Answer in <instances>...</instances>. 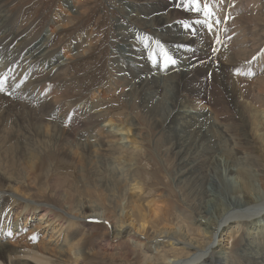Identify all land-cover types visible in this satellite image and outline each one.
<instances>
[{
    "label": "bare ground",
    "instance_id": "1",
    "mask_svg": "<svg viewBox=\"0 0 264 264\" xmlns=\"http://www.w3.org/2000/svg\"><path fill=\"white\" fill-rule=\"evenodd\" d=\"M211 1L215 20L221 21L220 13L225 12L230 21L247 18L248 23L264 26V0H233L228 5L227 0ZM3 2L0 0V103L6 107L0 109V118L14 120L11 127L17 128V143L6 154L17 159L24 179L19 180L17 172H6L0 160V264H89L84 252L87 239L77 231L100 218L109 225L100 245L103 253L124 246L125 238L131 239L141 250L135 258L142 264H159L164 258L155 253L164 243L171 250L167 255H173L166 264H264V27H254L248 34L251 39L240 36L241 30L234 31V27L222 38L226 46L214 45L217 37L222 40L218 34H207L199 26H194L199 28L195 34L184 29L176 21L184 13L168 10V0L154 6L151 0H137L141 3L133 20L151 29L154 39L177 60L176 65L152 66L142 53L143 46L137 49L131 43L132 35L121 34L123 52L117 53L121 66L116 62L118 71L109 72L92 93L94 98L82 101L75 94L68 63L47 47L50 36L23 38L16 20L2 9ZM185 18L191 22L196 16ZM255 30L257 34H253ZM190 46L196 49L183 57L181 49ZM210 46L218 51L212 54ZM68 48L70 54L77 50ZM153 50L157 51V45ZM242 57L255 62L247 67L251 73L248 81L242 79L246 72L238 65ZM237 70L244 74H236ZM118 95L123 101L120 111L113 113L107 103ZM127 111L134 117L124 115ZM133 119L136 125L149 119L162 133L163 146L176 166L174 183L185 192L181 193L193 222L180 216L182 224L176 228L165 224L155 235H147L150 220L162 209L156 206L148 218L138 197L126 194L128 186L131 191L140 189L137 182L135 186L130 183L139 172L134 170L141 160L137 144L146 138ZM3 125L4 120L0 131ZM48 146L55 147L60 156L63 168L58 170L66 168L69 175L78 167L91 170L93 182L101 185L85 183L75 189L71 182L67 189L56 188L53 182L64 170L57 172L52 167L45 170L43 179L40 158ZM103 164L111 180L102 177ZM31 188H38L42 197L55 196L59 207L34 205L21 198L30 196ZM36 214L45 226L34 223L26 228ZM9 231L27 233L16 252L6 241ZM239 234L240 247L232 256L228 245Z\"/></svg>",
    "mask_w": 264,
    "mask_h": 264
},
{
    "label": "rangeland",
    "instance_id": "2",
    "mask_svg": "<svg viewBox=\"0 0 264 264\" xmlns=\"http://www.w3.org/2000/svg\"><path fill=\"white\" fill-rule=\"evenodd\" d=\"M162 1H165L164 4L167 2V0H151L152 6L159 4V2L161 3ZM232 1L233 0H227L225 4H232ZM168 2L171 3L166 5L169 6L168 10L172 11L173 9H176L179 12L184 13L183 19L176 18L178 23L185 21L190 22V20L186 19L185 17L192 14L194 17L196 16V18H198L194 13L185 12L183 8L175 7V5L178 4V2L180 3L181 0H168ZM140 3L141 2H137V0H4L2 9L8 16H11L16 20L18 32H24L22 36L23 38L31 40L47 34L50 36L51 40H49L47 44L48 49L54 55H56V57L62 58L68 63L73 74L72 76L75 78V94H78L79 99L83 101L94 98V95H92L94 90L99 87V85H102V83L109 77L111 71L116 73L118 71L116 67L118 65L121 66L122 63L120 55L117 54L119 50L123 52L120 46L122 43L120 42L119 38L121 34H125V36L132 35L133 37H130L131 43L133 42V45L135 44L134 46L137 49H142L143 46L144 52L142 51V53L146 54L147 59L149 53L152 52L154 47L157 45V40H155L156 37L152 35L151 29L140 26L138 22L133 20V17L136 14V8H138ZM241 4H244L243 1ZM252 4L250 3V8H252ZM58 8H62L61 11H58ZM219 18L222 20L220 21V24L217 28H215L212 32H208L206 29L205 30L207 34H218L221 39L230 32H233L232 28L234 27H236L234 28V31L238 30V28L241 30L240 36L244 35L247 37L248 34L251 33V30L253 31L254 27L258 29L260 26H263V24L259 22L248 23L247 18H245L246 21L243 19L244 23H242L243 20L242 22H233L236 20L235 17L231 19V21L234 23L233 24L229 18H227V14L225 12H221ZM228 20L230 21L229 23L231 25L229 24V27L226 30L225 24ZM49 25H52V27H49ZM253 34H257V31L255 30ZM235 35H237V32H235ZM248 38H250V36H248ZM145 44H147V47L151 45V50L150 47H145ZM214 45H216V42H214ZM221 45L226 46L224 39L221 40ZM221 45V51L223 49L226 51V47L222 48ZM69 46L72 49L76 47L77 50H74L72 54H70V50L68 48ZM194 47L190 46L189 48H182L181 50H183V57L187 54L189 55L191 51L195 50L196 48ZM158 51L159 50L157 48V53ZM158 59H160L159 56H157V66H160L162 65V62H160ZM242 59H239L238 65L243 68L244 72H246L242 79L248 81L250 78L247 73V67L249 64L255 62H253L254 59H250L248 62L246 61L247 58L242 57ZM149 63L154 66L151 60H149ZM122 99L123 98L120 95L114 96L112 99H110V103H107L110 105L107 106V108L109 107L111 110H108L112 112L115 111L113 113H118L120 111L119 102L123 101ZM5 107L6 106L4 103H0V109H4ZM13 113L15 112L13 111ZM130 114L131 116H129ZM124 115H128L132 118L134 117L132 111L124 112ZM3 120L5 125H3L4 130L0 131V160L6 165V172H17L18 179L23 180L24 169L18 164L16 158L6 154V150L17 143V128L12 129L11 127V122L14 121L13 118L5 116L3 119L0 118V125L2 124ZM133 121L134 122L132 123L136 125L135 119H133ZM138 122L139 123L136 125V128L139 132L144 133L146 138L143 141L139 140L140 142L137 144L140 149L137 154L141 156V160L138 161V164L136 165L137 168L134 166V170L139 172L137 174L135 173V180H133V178L130 184L135 186V183L137 182L139 185H136V187L139 186L140 189L131 191V187L128 186V193L126 192V194L129 197L133 196L132 198H135V196L138 197L137 200L144 212L148 215V218H150V211L153 208L156 209V206L162 209L155 219L150 220L149 226L146 228L147 235L153 236L155 231L157 233L158 231L165 228V224H168L166 225V228H176L178 224H182L179 220H181V218L184 216H188L186 208L187 200L186 196H184L185 192L182 191L181 188L179 189L174 183V176L172 173L176 170V166L172 161L170 153L163 146L162 133H160V131L155 126H153L149 119H144L143 122ZM10 132H14V135H9ZM130 135L131 134L128 135V140L132 139ZM130 144L129 146H131ZM56 154L57 152L55 147L53 148L49 146L43 151V153H41L40 165L42 170H40L39 174L44 179L45 170L50 167L55 168L57 172L64 170L62 171L64 174H62L61 177L56 178L53 182V185L56 188H62L64 186V189H67V185H69L71 182L76 185L74 187L75 189L81 188L85 183L93 186L101 185V183L97 184L96 182H93L95 181V178L91 170L85 172L82 167H78L75 169L73 175H69L65 167V169H61L63 166L59 160L60 156ZM53 165H55V167ZM102 166L104 168V174L102 177L105 178V175H107L105 179H110L109 176H111V174L109 169L105 167V164ZM58 167H61V170H58ZM66 176H69L70 179H65ZM181 192H183L184 195ZM29 195L30 196H21V198L30 200L34 205L50 203L51 205L59 207V201L55 198V196H52L51 199L46 196L42 197L40 195V191H38V188H31ZM124 202L126 203L125 200L122 201V206H124ZM180 210H182V212ZM39 217L40 215L36 214L30 224L26 223V228L32 227V225L35 226L36 223L42 225L44 221L40 220ZM189 220L190 222H193V219L190 217ZM87 223L89 224L87 228H79L77 232L79 233V236L87 239L84 252L90 258L89 264H142V262L135 258L136 253H140L139 255L142 254L141 250L138 251L139 247H136V244H134L131 239L125 238L124 246L119 247L116 250L106 249V251L103 253L104 250L100 245L101 241L103 240L102 237L106 233L107 227H109V225L103 223L101 218ZM44 226L45 225H42L41 227ZM9 232L12 233L11 231ZM14 234L15 236H12ZM12 235L8 236L12 238V240L7 238L6 241L8 240L7 242H10L9 244L13 245L10 248L16 252L19 246L24 245L25 240L23 238H25L24 236H26L27 233L24 232L22 234L19 233V231H15L12 233ZM45 236V240L47 241L50 235L48 234ZM241 238L242 235L232 239L229 242L230 244L228 246L232 256H234V253L240 247L239 242H241ZM166 244L167 243L161 245L157 251L158 253H155L159 258L163 257L165 259L160 260L158 262L159 264H166L168 260L173 259V255L169 254L170 257L167 255V253H169L167 251L170 249H168V245ZM176 248H178L179 251ZM176 248L175 251H181L179 245L176 246Z\"/></svg>",
    "mask_w": 264,
    "mask_h": 264
},
{
    "label": "snow or ice",
    "instance_id": "3",
    "mask_svg": "<svg viewBox=\"0 0 264 264\" xmlns=\"http://www.w3.org/2000/svg\"><path fill=\"white\" fill-rule=\"evenodd\" d=\"M175 7L177 8H183L185 12L194 13L197 15L198 18L194 19L191 22H181L184 29H190L193 34H195L199 28H204L208 32H212L214 30V26L218 25L220 23L219 20H215L214 16L215 13L213 11L212 2L211 0H181L180 3L176 4ZM199 26V28L194 27ZM216 44H220L221 41L219 38H216ZM157 43L158 53L156 50H153L149 53L148 59L152 61L153 65L157 64V56L160 58V62H162L163 66L167 68L169 65H176L177 60L173 58V55L170 54L167 48L160 43L159 41ZM145 47H147V44H145ZM210 50L212 54H215L218 49L215 47L210 46ZM239 75H243L244 73L237 70V73ZM250 76L251 73H248ZM0 91H3V82L0 81ZM9 236L12 235V233H8ZM33 241H35L36 237H31Z\"/></svg>",
    "mask_w": 264,
    "mask_h": 264
}]
</instances>
